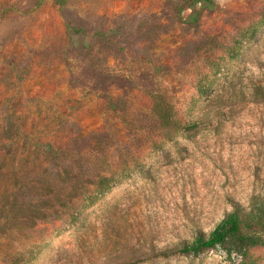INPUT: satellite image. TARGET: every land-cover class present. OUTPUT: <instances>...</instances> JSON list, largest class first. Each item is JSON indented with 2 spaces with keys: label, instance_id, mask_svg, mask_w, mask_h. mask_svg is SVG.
Returning a JSON list of instances; mask_svg holds the SVG:
<instances>
[{
  "label": "rangeland",
  "instance_id": "rangeland-1",
  "mask_svg": "<svg viewBox=\"0 0 264 264\" xmlns=\"http://www.w3.org/2000/svg\"><path fill=\"white\" fill-rule=\"evenodd\" d=\"M212 2L0 0V264L30 250V264H264V246L161 254L264 195V21L236 59L216 44L264 19V0ZM158 103L201 123L170 138ZM46 140L55 154L35 152ZM110 174L73 224L78 184Z\"/></svg>",
  "mask_w": 264,
  "mask_h": 264
},
{
  "label": "trees",
  "instance_id": "trees-1",
  "mask_svg": "<svg viewBox=\"0 0 264 264\" xmlns=\"http://www.w3.org/2000/svg\"><path fill=\"white\" fill-rule=\"evenodd\" d=\"M38 6H41L45 0H36ZM60 4H63L65 0H57ZM197 3H202V7L212 9L215 4L212 0H194ZM198 13L193 12L190 16V20L196 21ZM264 19L259 20L255 24H249L246 27H242L236 34L234 42L230 45L216 44L224 48L229 54L231 59H236L240 56L243 46L252 40L257 32L259 26H261ZM66 32H78L79 29L74 28L70 24H66ZM212 75L205 74L197 82L196 87L200 96L206 95L211 87L216 82V77L222 70L220 62H211ZM113 107V104H112ZM154 113L156 115L159 127L165 129L167 135L171 138L173 134H180L184 130H193L200 125L201 119L197 116L191 117L185 120L179 114V110L172 103L160 104L154 106ZM16 133L15 135H17ZM97 143H101L100 139L94 137ZM34 149L36 153L43 151L44 149L48 153L47 155L55 154L54 144L46 140L43 144L35 142ZM31 145L30 147H32ZM44 145V146H42ZM30 148L29 150H34ZM120 181L112 174L100 175L95 182V190L92 193L85 191V186L78 184L77 191L81 196L80 208H74L73 212L69 214L72 219V223L76 224L80 221L81 213L84 209L94 205L101 197L110 192ZM62 206L58 208L69 207L66 202H62ZM264 246V195L252 196L249 206L245 207L242 204H234L233 209L227 212L223 219L216 225V227L210 232L205 233L202 229H197L192 239H183L179 244L171 247H166L161 251L162 255H170L171 253H182L185 255L198 256L209 250L222 249L229 256L235 253L246 259L250 256V251L256 247ZM43 248V247H42ZM38 252L32 250L25 252L15 258H13L9 264H30L39 255Z\"/></svg>",
  "mask_w": 264,
  "mask_h": 264
}]
</instances>
